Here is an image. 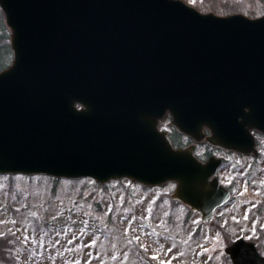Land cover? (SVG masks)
<instances>
[{"label": "water", "instance_id": "1", "mask_svg": "<svg viewBox=\"0 0 264 264\" xmlns=\"http://www.w3.org/2000/svg\"><path fill=\"white\" fill-rule=\"evenodd\" d=\"M11 65L0 72V173L176 182L172 197L210 222L229 191L222 159L174 149L169 111L196 139L257 153L264 132V14L201 13L181 0H0ZM77 104L81 108H77ZM264 264L252 241L224 249Z\"/></svg>", "mask_w": 264, "mask_h": 264}, {"label": "rangeland", "instance_id": "2", "mask_svg": "<svg viewBox=\"0 0 264 264\" xmlns=\"http://www.w3.org/2000/svg\"><path fill=\"white\" fill-rule=\"evenodd\" d=\"M182 1L202 13L264 14V0ZM0 13V46L10 56L0 47L1 68L12 53ZM256 140L257 156L216 153L226 158L218 176L232 199L209 224L171 202V182L142 187L123 178L100 186L91 178L0 175V264H231L224 247L240 236L264 255V135Z\"/></svg>", "mask_w": 264, "mask_h": 264}, {"label": "flooded vegetation", "instance_id": "3", "mask_svg": "<svg viewBox=\"0 0 264 264\" xmlns=\"http://www.w3.org/2000/svg\"><path fill=\"white\" fill-rule=\"evenodd\" d=\"M162 124L163 126V130H167L169 135H170V139L172 141V144L175 147H187L190 145H195V154L203 159L208 158L211 155H216V156H221L218 155L216 153H218V151H220L221 153L224 152L223 149L220 148H215V147H211V149H204L202 145H204V141L201 142H196L195 140H193V138H191L189 135L184 134L179 132L178 130H176L173 126L170 125V118L169 115L166 114L164 116V118L160 121V125ZM205 132V134H208V130L204 128L203 130ZM226 153H234L240 156H243V154L237 153L235 151H231V150H226Z\"/></svg>", "mask_w": 264, "mask_h": 264}, {"label": "trees", "instance_id": "4", "mask_svg": "<svg viewBox=\"0 0 264 264\" xmlns=\"http://www.w3.org/2000/svg\"><path fill=\"white\" fill-rule=\"evenodd\" d=\"M1 18H2V17H1V13H0V26H1V27H4ZM4 46H5V47H4ZM0 47H2V49L7 53L8 58H9L10 56H9V51H8L7 45H4V44H3V45L0 46ZM2 54H3V53H2ZM7 62H8V61H7ZM2 67H3V66H2ZM2 67H1V68H2Z\"/></svg>", "mask_w": 264, "mask_h": 264}, {"label": "snow or ice", "instance_id": "5", "mask_svg": "<svg viewBox=\"0 0 264 264\" xmlns=\"http://www.w3.org/2000/svg\"><path fill=\"white\" fill-rule=\"evenodd\" d=\"M189 2H194V0H189ZM0 235H3V233H0ZM143 246V245H142Z\"/></svg>", "mask_w": 264, "mask_h": 264}]
</instances>
